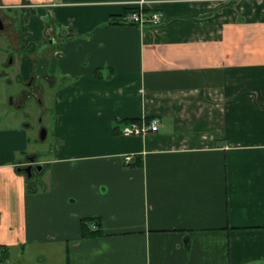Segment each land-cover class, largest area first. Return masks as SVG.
<instances>
[{
	"label": "crops",
	"instance_id": "obj_1",
	"mask_svg": "<svg viewBox=\"0 0 264 264\" xmlns=\"http://www.w3.org/2000/svg\"><path fill=\"white\" fill-rule=\"evenodd\" d=\"M141 1L161 26L120 22ZM0 10L32 13L20 74L35 75L26 100L54 92L59 141L37 161L39 191L18 172L14 131L0 134V264H264V0ZM154 119L158 132L122 135ZM88 219L103 235L83 236Z\"/></svg>",
	"mask_w": 264,
	"mask_h": 264
},
{
	"label": "rangeland",
	"instance_id": "obj_2",
	"mask_svg": "<svg viewBox=\"0 0 264 264\" xmlns=\"http://www.w3.org/2000/svg\"><path fill=\"white\" fill-rule=\"evenodd\" d=\"M2 14L6 16L4 19L5 21L15 22L17 33L20 32L21 25L25 27L24 18L27 15H29L28 17H32L31 12L3 10ZM32 44V46L38 48V43L35 40L32 41ZM43 47L45 48V46ZM41 50L42 48L40 51ZM13 53H15V50L6 39V34H0V57L2 56L0 59V119L3 120L0 124V134L10 130L14 131L13 138L15 143L13 145L11 142V145L12 147L16 146V149H20L15 153L17 154V161L26 162L29 158L33 157L36 158L37 161H43L48 156L44 154V151H50V147L53 149L57 148L59 145L57 135L55 134V117L54 119L52 118L54 114V92L45 88L44 93L41 92L37 94L38 100L33 98L17 102L15 99L18 98L20 92H26L29 87H27L25 81L22 82V86H19L18 82L14 79L13 69L6 65L7 63L3 64L6 55H12ZM28 92H30V90H28ZM38 95H40V97H38ZM12 99L17 103L11 104ZM19 106L22 109H20ZM44 131L46 132V139L42 141ZM4 137L6 136L0 135V140ZM39 166L42 165L40 164ZM32 176L31 179H33V184L37 183V189L39 191H47L50 189L47 175H41L39 169L34 170Z\"/></svg>",
	"mask_w": 264,
	"mask_h": 264
},
{
	"label": "built area",
	"instance_id": "obj_3",
	"mask_svg": "<svg viewBox=\"0 0 264 264\" xmlns=\"http://www.w3.org/2000/svg\"><path fill=\"white\" fill-rule=\"evenodd\" d=\"M145 2L141 1L135 4L133 7L136 8L135 11L129 12L120 22L122 24L134 25L139 28H157L163 24L164 16L157 11L147 12L144 8ZM159 131V121L154 119L150 123H131L125 126L122 130V135L126 137H144L149 134H153ZM134 161L133 155H128L125 157V162L127 164ZM92 229H96L93 226Z\"/></svg>",
	"mask_w": 264,
	"mask_h": 264
},
{
	"label": "flooded vegetation",
	"instance_id": "obj_4",
	"mask_svg": "<svg viewBox=\"0 0 264 264\" xmlns=\"http://www.w3.org/2000/svg\"><path fill=\"white\" fill-rule=\"evenodd\" d=\"M5 17L6 16H4L2 14V10H0V19L3 22V29L0 30V34H6V39L8 41L11 40V45H12L13 48H14L13 42L16 44V49H14L15 53H13L12 55H6L5 61L7 62L6 65H8V66H12L15 63V67H16L15 70L18 73L14 77V79L18 82L19 86H22V82L23 81H22V77H21L20 71L22 70V67H23L22 57H23V52H24V46L26 47L27 43H24V41H23L24 35H23L22 31L20 30V32L17 33V30L15 29V22L14 21H8V20L5 21L4 20ZM8 19H10V18H8ZM20 29H21V27H20ZM11 35H13V36H11ZM1 58H2V56L0 57V59ZM17 62H18V64H17ZM30 81L26 85H27V87H29L28 90H30V91H32L34 93L35 92V86L32 85L31 83H33L35 81V76H31L30 77ZM28 90L26 92L25 91H21L20 94L18 95V98L15 99V100L17 102H20L22 100L27 99V97L29 96V93H27ZM17 102H15L14 99L11 100V104H15ZM39 165L40 164H38L37 159L33 157V158H29L27 160V163L24 164L23 166L21 165V167L19 169H22L23 170L22 172L27 176L28 174L24 171L27 167L32 166V172H34V170H37Z\"/></svg>",
	"mask_w": 264,
	"mask_h": 264
},
{
	"label": "trees",
	"instance_id": "obj_5",
	"mask_svg": "<svg viewBox=\"0 0 264 264\" xmlns=\"http://www.w3.org/2000/svg\"><path fill=\"white\" fill-rule=\"evenodd\" d=\"M133 9H130L132 11ZM93 224V225H92ZM93 226L101 227V225L98 223V220L95 219H88L83 220V236L84 237H97L103 235V231L100 229H92ZM8 250L4 246H0V263L1 260L5 259L8 256Z\"/></svg>",
	"mask_w": 264,
	"mask_h": 264
},
{
	"label": "water",
	"instance_id": "obj_6",
	"mask_svg": "<svg viewBox=\"0 0 264 264\" xmlns=\"http://www.w3.org/2000/svg\"><path fill=\"white\" fill-rule=\"evenodd\" d=\"M2 29H3V22L0 19V30H2ZM45 139H46V132L44 131L43 136H42V141H44ZM42 168H43L42 166H38L37 169H39V171H40V170H42ZM22 171H23L22 169H18V172H22ZM24 171L28 174L27 175L28 178H32V166L27 167Z\"/></svg>",
	"mask_w": 264,
	"mask_h": 264
}]
</instances>
